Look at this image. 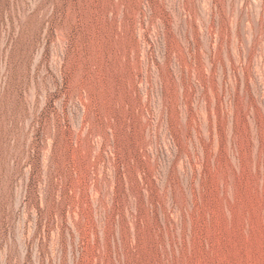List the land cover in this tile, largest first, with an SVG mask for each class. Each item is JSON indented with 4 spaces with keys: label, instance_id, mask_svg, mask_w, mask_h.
Instances as JSON below:
<instances>
[{
    "label": "rangeland",
    "instance_id": "rangeland-1",
    "mask_svg": "<svg viewBox=\"0 0 264 264\" xmlns=\"http://www.w3.org/2000/svg\"><path fill=\"white\" fill-rule=\"evenodd\" d=\"M0 264H264V0H0Z\"/></svg>",
    "mask_w": 264,
    "mask_h": 264
}]
</instances>
